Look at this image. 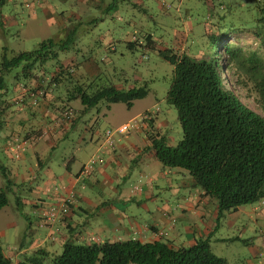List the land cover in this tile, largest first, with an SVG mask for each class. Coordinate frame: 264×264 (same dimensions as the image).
Returning <instances> with one entry per match:
<instances>
[{
    "label": "trees",
    "instance_id": "obj_1",
    "mask_svg": "<svg viewBox=\"0 0 264 264\" xmlns=\"http://www.w3.org/2000/svg\"><path fill=\"white\" fill-rule=\"evenodd\" d=\"M49 2L53 5L58 3V0ZM209 6L215 8L214 3ZM163 8L166 9V5H163ZM218 8L224 10L222 4H218ZM258 10L260 16L257 25L247 30H251L253 35L260 38L264 49V6L258 7ZM215 15L220 21L223 20L224 16L216 13L210 15L211 19ZM74 24L68 23L71 25L70 29L62 39L55 40L52 37L44 40L36 50L16 53L7 47L0 49L1 132L8 126L3 121L4 111L13 104L18 106L17 113L24 114L39 111V103L47 96L52 97L53 91L56 99L60 101L59 106H53L51 103L46 106L50 113L56 114L53 118L44 119L48 120L46 127L42 123L36 124L29 126L33 129L30 133H26L28 130H20L23 131L22 137L5 138L4 146L8 148L7 152L13 154L14 159L24 157L23 151L26 152V147L38 143L49 132L61 130L64 126L74 123L77 112L69 105L71 101H79L85 111L102 100L107 105L123 102L130 107L133 100L145 95L144 86L131 87L128 90H118L110 84L99 86L81 74L82 71L78 72L74 60L68 63L60 61V53H69L71 47L75 46L73 40L77 37L78 26ZM216 39L215 36L209 38V41L214 42ZM223 40L224 35L218 37V57L206 54L203 58L199 57L200 59L190 57L186 53L188 49L185 51L184 43L176 46L178 51L184 49V53L180 55L170 49L159 53L160 57L173 67L165 100L175 109L182 133L175 146L168 144L162 134L166 123L159 119L160 111L157 107L150 108L147 111L148 117L142 116L137 122L138 128L146 130L143 135L147 136L149 149L157 161L164 167L186 171L195 187L216 201L218 216L236 211L242 206L264 201V62L256 52L245 51ZM126 43L130 50L134 48V42ZM151 44L153 45L152 39L148 37L145 47L150 48ZM220 60L224 63L221 64ZM46 61L56 62L49 74L42 71L40 65L36 70V66L32 67L37 63L45 64ZM14 69L22 70L21 77L19 74L13 78L17 83H20L21 79L24 85L22 88L28 87L25 91L30 97L24 96L22 88H19L18 97H13L15 99L10 102L12 99L4 98L8 91L5 80L11 78V71ZM230 69L246 76V82L251 85L250 90L257 96L261 112L248 108L235 92L228 88L223 74ZM246 82H243V87L247 85ZM24 121L26 122L25 119L21 122ZM19 126L22 129L21 125ZM114 141L110 148L114 147ZM10 148L13 150L10 151ZM95 163L96 159L92 166ZM5 168L0 165L1 175L6 179V191L0 188V210L8 205L6 192L11 186H18V183L14 184L8 178L9 174ZM47 210L43 207L38 211V227L51 228L55 223L56 219L45 221ZM87 239L82 244L70 241L64 243L59 254L38 248L31 252V255L28 253L19 257L24 259L17 264H226L223 259L210 252L208 239H199L189 247L177 249L169 246L166 241L142 243L127 240L100 243L89 242ZM0 264H14L4 255L1 246Z\"/></svg>",
    "mask_w": 264,
    "mask_h": 264
},
{
    "label": "rangeland",
    "instance_id": "obj_2",
    "mask_svg": "<svg viewBox=\"0 0 264 264\" xmlns=\"http://www.w3.org/2000/svg\"><path fill=\"white\" fill-rule=\"evenodd\" d=\"M9 1L8 4H5L2 8L0 7V21H2L0 22V49L7 47L16 53L33 51L38 48L39 43L44 41V39L52 38L53 35L59 32L60 26L56 22L51 25L47 24V15L41 17L39 12H35V16H33L32 7L27 5L32 3V0ZM84 1L86 2L85 4ZM94 1L97 0H59L58 3L53 4L55 11L63 14L65 25L75 23L78 26L77 37L73 40L75 46L71 47V52L69 53H60V61L68 63L70 59H74L75 67L78 68V72H81V64L91 60V63L97 67L93 71V76L98 74V77L91 79V81L99 86H108L110 84L118 90H128L131 87L139 88L144 86L145 95L133 100L130 107H127L123 102L109 105L113 119L122 118L126 121L127 116H136L133 120L136 122L141 118L138 114L152 107H157L160 111L159 119L163 123H166H164L165 127L162 129V134L166 138L167 143L172 146H175L179 142L182 133L175 109L168 105L165 100L171 83L173 67L169 62L160 57V51L170 49L172 52H175L176 46L186 41L185 51L188 49L186 52L188 56L197 59L205 57L204 54L208 56L216 55L215 57H218L220 56V49L217 47L219 42L218 37L224 35V42L241 47L245 51H254L264 62V49L260 44V38L253 35L251 30H247L257 25L256 22L260 16L258 7L264 6V0H99L101 5L98 8L92 6ZM212 2L215 5L214 9L209 6V4H213ZM218 4H222L224 10H219ZM112 5L114 8H108ZM163 5H166V9L163 8ZM168 6L170 8H167ZM215 13L224 16L223 20L220 21L216 15L211 19L210 15H214ZM55 15L52 14L54 19H56ZM11 16L16 17L17 23L15 25L8 23L9 19H6L11 18ZM186 27H190V32L187 31ZM1 34L3 37H1ZM215 36L217 37L216 41H209V38ZM148 37L153 42L150 48L145 47ZM101 38H104V42L100 41ZM55 40L59 39L56 38ZM126 42H134V48L130 50ZM110 49L113 50L109 51ZM175 53L180 55L181 52L176 51ZM55 63V61H46L45 64L37 63L32 67L36 66L34 68L36 70L40 65L42 71L49 74L53 70ZM220 63L224 62L220 60ZM19 74L21 77L22 70L14 69L11 71V78H6L5 80L8 91H6L4 98L7 100L12 99L10 102L18 97L17 91L19 86H24L21 79H19L20 83H17L16 79L13 78ZM223 75L228 88L235 92L244 105L255 112H261L257 96L250 90L251 85L249 82H246V76L235 73L232 69L228 70V72L224 71ZM243 82H246L247 87H243ZM44 87L47 89V85ZM51 95L52 100L49 103L53 106H59L60 101L56 99L54 91ZM69 105L77 114L79 110L82 111L81 114L79 113L80 116L79 120H77L76 128L66 132L64 137L57 139L56 149L53 152L51 151L45 160L41 159L42 166L44 167L50 157L49 166H53L55 170H57V167L63 169V162L72 150L76 149L72 146H75V142L78 141L81 133L87 136L90 134L89 137H91L97 132H102L107 125L103 115L109 109H107L108 105L104 100L85 111H83L84 108L79 101H71ZM17 107V104H13L9 108H6L3 121L12 127L21 125L22 128H27L33 125V121L30 123L21 122L23 121V119L21 120L23 116L21 118L18 117L20 114L17 113ZM41 107L42 103H39L37 108ZM112 129L114 130V128ZM134 131H129L132 135L131 137L139 136L138 141H142L144 135L141 133L136 134ZM129 133H125L121 137L124 139L129 138ZM2 135L3 133L0 131V165L6 167L8 176L13 175L11 168L16 165L22 166L21 174L25 173L23 166L28 161H31L29 154L26 155L23 151L25 159H14L13 154L7 152L8 148L4 146L5 143H2L4 142ZM115 135L118 134H113V140L119 137V135ZM11 144L14 145L13 142ZM26 148L28 149V146ZM92 148L96 147L93 146ZM12 150L10 148V151ZM161 169H165L166 172L171 173V181H176V174L178 173L173 174L175 171L180 173L178 177L181 180H178L177 183H180L182 179H189L186 171L167 168L160 164V162H156V164H152L148 168L149 172L142 174L141 182L147 180L151 174L161 172ZM93 170L94 165L92 166L91 173ZM138 170L140 171L141 168ZM139 171L136 172V177L140 175ZM157 176L159 175L157 174ZM160 179V184H162L163 179ZM21 184L10 187L6 192L8 205L0 210V246L7 257L16 254L19 248H21L20 246L22 248L23 246L30 248L31 244H34L36 241L41 242L42 239L46 241V244L41 243V248H47L51 240V236H47L49 231H53L55 235H58L59 229H62L61 226H63V223L58 218V221L51 228L38 227L37 216L34 214L31 204L27 203L26 200L37 202L32 198L30 189L26 186L28 182L24 185ZM158 186L159 190L155 189V194L160 192L158 198L154 203H147V206L151 210H156V208H161L164 204H167L164 199L168 200V193L167 191H162L163 185ZM0 188L6 191V179L1 175V172ZM52 188L54 192H50L51 195L42 192L43 199L45 200V204H42L43 207H58V202L66 199L58 198L63 195L59 185L54 184ZM125 190H128L127 186ZM55 193L59 196L55 195L56 197H52ZM105 195H108V192H105ZM70 197L71 207L73 208L75 196L72 195ZM49 199L51 200L48 202ZM98 200H103V198H98ZM258 203L260 202L254 204ZM254 204L246 205L244 206L246 208L243 209H248V207L254 206ZM40 208L39 210H41ZM134 210L136 212L141 211L137 207ZM208 212L210 213L211 211L208 210ZM95 213V210L90 212V214ZM58 215L63 216L58 212L55 219H57ZM90 218L83 214L80 218L73 216L72 226L74 230L84 232V226H91L92 224H86L90 221ZM246 219L249 218L245 217L244 220L240 221L239 225L233 227L231 230L221 229V227L214 235L208 237L210 252L216 257L223 259L226 264H246V262H250L249 247L251 245L245 243L248 237L245 235L240 237L242 240L235 237L237 234L236 230L239 229L242 222L249 226V220ZM210 221L216 225V219H211L208 216L207 223ZM197 224L199 225L200 222H197ZM251 224L252 226L255 225L254 222ZM215 225L213 229H215ZM220 235L224 236L221 238ZM228 236L229 238L227 239ZM167 237L170 238L172 236L168 234ZM189 239V237H185V240L189 241ZM256 239L260 238H254L250 241L255 244ZM54 248L58 249L56 246ZM55 252L59 254L61 251L58 249ZM23 259V257L17 258L18 261Z\"/></svg>",
    "mask_w": 264,
    "mask_h": 264
},
{
    "label": "crops",
    "instance_id": "obj_3",
    "mask_svg": "<svg viewBox=\"0 0 264 264\" xmlns=\"http://www.w3.org/2000/svg\"><path fill=\"white\" fill-rule=\"evenodd\" d=\"M49 1L51 0H32V3L29 4L32 7L33 16H35V12H39L41 17L48 16L46 19L48 25L56 22L60 26L59 32L53 35L54 39L60 40L66 36L71 25H65L63 14L57 13L55 7ZM8 2L10 1L0 0V7L2 8ZM100 5L101 2L99 0L94 1L92 4L96 8ZM52 14H56V19L52 17ZM2 19L4 18L2 17ZM6 19H9L8 23L12 25L17 23L15 16ZM186 28L190 32V27ZM1 37H3L2 34ZM100 41L104 42V38H101ZM96 44L98 45L99 43ZM65 61L67 62V60ZM91 64V60L81 64V74L89 79L97 78L98 74L93 76V71L97 67ZM33 86L35 85L33 84ZM19 88H22V86H19ZM25 89L28 90V87L21 89L24 92L23 95L30 97L29 94L27 95ZM51 100L52 97H45L43 102H41L42 107L39 111L20 114L18 117L21 118L23 116L21 120L25 119L27 123L33 121L34 124L30 126L42 123L46 127L48 120L45 121L44 119H48V117L53 118L56 115L50 113L46 108ZM109 105L107 108L109 110L103 115L107 124L104 130L116 128L136 117L127 116L126 121L122 118L114 120ZM79 113L81 114L82 111H78L77 118L72 125H66L61 130L56 129L54 132H49L44 139L28 147L25 153L26 155L29 154L31 161H28L23 166L26 174L24 172L21 174L22 166L16 165L11 168L13 175L9 176L11 182L14 184L22 183L21 185H24L28 182L26 186L30 189V194L37 203L31 200H26V202L31 204L37 217L40 206L45 204L42 192L47 194L54 192L52 185L57 184L61 188L63 195L58 198L67 199L71 198L70 196L72 195L75 196L74 207H69L70 212L66 216L58 215L56 219L58 221L59 218L60 222L63 223L58 235H55L53 231H49L47 236H51V240L47 248H45L47 251L50 253L58 249L61 251L62 245L68 241L85 243L86 238H90L91 236L96 238L100 243H114L127 240H136L142 243L166 241L172 248H186L193 245L199 239H208L210 235H214L221 227V229L231 230L233 227L239 225L240 221L244 220L245 217H248L249 219L246 220H249V226L242 222V225L236 230L237 234L235 237L237 239H240L244 235L248 237L245 243L251 245L249 247L251 256L250 262H246V264H264V201L258 203L259 205L254 204V206L248 207V209H243L246 207L242 206L237 208L236 211L225 212L217 218L218 207L216 201L213 198L205 196L200 189L196 188L189 174V179H182L183 182L177 183L178 180H181L178 177L180 174L178 171L173 173H178L176 174V181H171V173L166 172L165 169H161V172H155L147 180L141 182L142 174L149 172L148 168L158 162L154 153L149 149L150 145L147 136H144L142 141H138L139 136L131 137L132 135L129 133V138L124 139L121 137L123 134H119V137L114 139V148L109 149L104 143V130L97 132L91 137H89L90 134L87 136L81 133L78 141L75 142V146H72L76 149H73L64 160L63 169L57 167V170H55L53 166H49L50 157L47 160L46 166H42L41 159L45 160L46 156L56 149L57 139L64 137L66 132L76 128L77 120H79L78 116H80ZM17 127L8 125L2 131V139L5 140L7 136L22 137L23 131L20 130H28L26 133H30L33 130L32 127L22 129L20 126ZM134 132L145 135L146 130L138 128ZM93 146L96 148H92ZM22 158L25 159L26 157ZM91 159H96L94 170L88 177L80 176L79 171L82 166L87 164ZM139 168H141L140 171L138 170ZM137 171H139L141 176L136 177ZM160 178L163 179L162 184H160ZM158 185H163L162 191H167L168 193V200L164 199L167 204H164L161 208H156V210H151L147 206V203H154L158 198L160 192L155 194V189L159 190ZM126 186L128 188L127 191L125 190ZM105 192H108V195H105ZM55 195L59 196L55 193L52 197ZM98 198H103V200H98ZM42 207L43 205L40 209ZM136 207L141 209V211L136 212L134 210ZM92 210H95L96 213L90 214ZM208 210L211 212L209 213ZM82 214L86 217H91L90 221L86 224H92L91 226H84V232L75 231L72 226V217L77 216L80 218ZM208 216L211 219H216V225L211 221L207 223ZM197 222H200V224L198 225ZM252 222L255 223L254 226H252ZM182 225L183 227L181 228ZM214 225L215 229H213ZM159 233H167V235L169 234L172 237L168 238L166 236L164 239H160L158 237ZM223 236L220 235L221 238ZM185 237H189V241L185 240ZM254 238L260 239H256L255 244H253L254 242L250 240ZM41 243L46 244V241L44 239L41 242L36 241L34 244H31L30 248L24 246L22 248L20 246L21 248H19L16 254L10 257L4 255L11 259L12 262L15 261L14 264H17L19 262L17 260L18 257L41 248ZM55 246L58 248L57 250L54 248ZM55 253L57 254V252Z\"/></svg>",
    "mask_w": 264,
    "mask_h": 264
},
{
    "label": "built area",
    "instance_id": "obj_4",
    "mask_svg": "<svg viewBox=\"0 0 264 264\" xmlns=\"http://www.w3.org/2000/svg\"><path fill=\"white\" fill-rule=\"evenodd\" d=\"M67 116V114L65 115ZM145 118L148 117L147 114L144 115ZM133 126L132 125H122L120 126L116 132L117 133H124V132H127L130 128H132ZM112 135H113V132L112 131H106L105 132V144L107 147H111L112 146ZM94 163V160H91L87 165H85L82 169V172L81 174L82 175H87L90 173V171L92 170V164ZM71 203H67L66 200L65 201H62V202H58V207H54V206H50L48 207L47 209V212H46V218H45V221H53L55 218H56V215L58 212H60L63 216H66L69 212V206H70ZM61 205V206H60ZM166 236L165 233H159L158 237H164ZM94 239L91 238L90 241H93Z\"/></svg>",
    "mask_w": 264,
    "mask_h": 264
},
{
    "label": "clouds",
    "instance_id": "obj_5",
    "mask_svg": "<svg viewBox=\"0 0 264 264\" xmlns=\"http://www.w3.org/2000/svg\"><path fill=\"white\" fill-rule=\"evenodd\" d=\"M168 7H169V6H168ZM224 41H225V40H223V42H224ZM152 43H153V42H152ZM183 43L186 44L187 42L184 41ZM218 49H219V48H218ZM163 51H164V49H163ZM176 51H178V50L176 49L175 52H176ZM183 51H184V49L180 51V52H181L180 54L184 53ZM175 52H174V53H175ZM176 55H177V54H176ZM147 111H148V110H145V111H143L142 113H140V114H139L140 117H142V116H144L145 114H147ZM152 111H154V110H152ZM133 120H134V119H132V120H130V121L124 123V124H121V125H119V126L116 127V128H114V130H112L113 134H114V133H117L116 130H117L120 126H122V125H126V124H128V125H132L133 127L130 128L127 132H124V133H117V134H125V133H129V131H131V130H136V129H138V127H137V122H138V121L135 122V121H133ZM131 123H132V124H131ZM104 132H106V130H105ZM112 136H113V135H112ZM104 138H105V135H104ZM104 143H105V140H104ZM105 145H106V144H105ZM108 148H110V147H108ZM91 160H94V159H91ZM91 160H90V161H91ZM90 161H89V162H90ZM89 162H88V163H89ZM88 163H87V164H88ZM87 164H85V165H87ZM85 165H84V166H85ZM84 166H82L81 170L79 171V175H80V176H85V177H87V176L91 173V171H90V173L87 174V175H82L81 172H82V169H83ZM65 200H66L67 203H70V198H67V199H65ZM65 200H64V201H65ZM69 207L71 208V204H70ZM69 212H70V211H69ZM69 212H68V213H69ZM165 234H166V233H165ZM166 236H167V234H166ZM166 236H164V237H159V238H160V239H164ZM91 238H93L94 240H93V241H90ZM87 240H88L89 242H98V240H97L96 238L92 237V236H91L90 238H88Z\"/></svg>",
    "mask_w": 264,
    "mask_h": 264
}]
</instances>
